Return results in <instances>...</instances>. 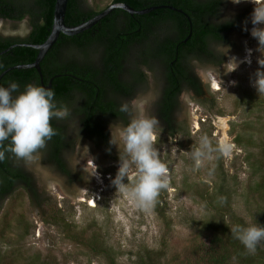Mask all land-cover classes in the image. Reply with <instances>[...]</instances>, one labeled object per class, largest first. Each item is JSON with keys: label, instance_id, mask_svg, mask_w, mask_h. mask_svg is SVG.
<instances>
[{"label": "rangeland", "instance_id": "rangeland-1", "mask_svg": "<svg viewBox=\"0 0 264 264\" xmlns=\"http://www.w3.org/2000/svg\"><path fill=\"white\" fill-rule=\"evenodd\" d=\"M112 2L86 0L92 9H104ZM253 8L246 0L240 4L227 0L223 10L224 18L241 20L240 29L230 34L229 56L243 59L245 49H252L251 64L241 63L228 74L223 65L216 68L218 72L196 66L208 70L207 76L199 77L214 89L217 84V90L210 88L195 99L187 94L173 119V134L160 122L154 147L168 169V186L158 192L152 207H139L130 191H117L111 183L119 167L117 149L118 159H113L81 141L64 157L67 173L42 156L40 172H35V164L23 162L45 201L35 205L22 188L5 199L0 210V264H138L148 253L159 264H177L206 233L204 227L211 220L231 223L229 233L240 223L258 226L264 210V192L259 188L264 179V95L257 94L250 79L264 53L256 51L257 41L250 35ZM246 21L249 31L244 30ZM28 29L27 23L0 20L3 36H25ZM148 91L158 96L153 81ZM156 101L147 108L149 116L155 115ZM72 126L69 134L75 135ZM204 136L212 151L194 169L191 151ZM222 139L230 145L227 155L218 151ZM130 172L132 180H124L129 190L136 169Z\"/></svg>", "mask_w": 264, "mask_h": 264}, {"label": "trees", "instance_id": "trees-1", "mask_svg": "<svg viewBox=\"0 0 264 264\" xmlns=\"http://www.w3.org/2000/svg\"><path fill=\"white\" fill-rule=\"evenodd\" d=\"M113 3L127 4L136 11L155 6H170L176 10L161 8L145 15L114 10L80 35L59 36L41 62L44 85L33 69L12 70L0 81V86L4 87L16 82L19 92L27 84L48 87L52 82L50 89L55 93L58 106H67L70 115L51 121L56 135L46 142L40 153L44 159L48 156L45 159L48 164H57L62 173L67 171L60 155H67L68 148L73 151V147L66 144L65 129L69 120L75 122L83 114L95 116L100 129L104 127L103 137L107 136V124L126 125L128 117L119 112V105L149 89L147 71L162 80L158 81L161 93L156 101L160 105L157 112L161 123L170 127L173 134V119L182 108L181 92L193 93L196 97L204 94L196 66L210 69L222 66L225 56L216 51V45L221 42L230 45V34L240 29L239 17L221 22L227 0H113ZM54 4L55 0H0V19L14 23L27 19L29 26V33L25 36L0 35V74L35 60L36 50L15 45H38L47 39ZM109 6L92 9L86 0H69L66 24L71 27L83 24ZM12 46L15 47L6 51ZM193 59L198 63L193 64ZM85 120L90 119L81 122ZM23 162L11 153H5V159L0 161V210L5 199L17 188L26 191L35 205H42L45 201L40 199L41 194L33 186ZM259 188L264 192V179ZM227 216L235 225L236 220L229 213ZM257 222L258 226H264V210ZM230 224L223 219L207 222L206 233L197 238L198 243L191 245L189 253L177 264H258L257 261H264V241L260 242L261 246L257 245L255 254L250 253L233 233H229ZM151 258L148 253L139 259L138 264H159Z\"/></svg>", "mask_w": 264, "mask_h": 264}, {"label": "clouds", "instance_id": "clouds-1", "mask_svg": "<svg viewBox=\"0 0 264 264\" xmlns=\"http://www.w3.org/2000/svg\"><path fill=\"white\" fill-rule=\"evenodd\" d=\"M233 4H240L242 0H231ZM254 4L250 14L252 28L250 35L257 41L256 51L264 53V3L258 0H246ZM227 17L223 21H227ZM245 31H249L246 27ZM216 51L221 56H228L227 62H223L225 74L236 71L241 63L251 64L252 49L246 48V56L239 59L235 55L229 56L230 45L222 42L216 45ZM193 64L198 63L195 59ZM259 67L254 73V79H250L251 86L258 95H264V55L257 59ZM217 71L218 69H213ZM198 76L208 75V70L197 69ZM231 83L235 84V81ZM16 82H11L7 87L0 86V161L5 159V153H11L17 160H22L25 166L36 165L35 172L42 171L39 152L46 142L56 135L51 121L53 119H65L70 115L67 106H58L55 93L52 89L43 86L27 84L22 92L18 91ZM217 88H215V91ZM14 93H18L14 95ZM186 92H181L180 99H186ZM157 95L151 91L137 94L130 100L121 102L119 112L129 117L126 125L114 126L110 124V147L115 146L119 157V167L111 183L117 191H130L137 205L145 210L152 207L158 192L168 186V169L160 160L154 147L157 130L161 127L157 116H149L147 108L154 103ZM7 142V143H5ZM212 151L206 136L201 137L199 146L191 151L194 169H199L202 160ZM218 151L227 155L230 145L222 139ZM136 169L135 184L130 190L124 180H132L130 168ZM32 170V169H30ZM96 174V169L95 173ZM231 232L234 237L250 252L256 250L257 245L264 241V226L236 225Z\"/></svg>", "mask_w": 264, "mask_h": 264}, {"label": "water", "instance_id": "water-1", "mask_svg": "<svg viewBox=\"0 0 264 264\" xmlns=\"http://www.w3.org/2000/svg\"><path fill=\"white\" fill-rule=\"evenodd\" d=\"M68 1L69 0H55L51 31H50V34L47 37V39L42 44H38V45H29V44L15 45V46L30 47V48L36 50L38 53H37L35 60L28 65H19V66H15V67H12V68L5 70L4 72H2L0 74V81L8 72H10L12 70L33 69V70H36L38 72V74L40 76L41 84L44 85L43 75H42V71H41V62L43 61L45 56L48 54V52L52 49V47L55 45V43L59 39V36L61 34L68 36V37L80 35L86 31L90 30L91 28H93L95 25H97L99 22H101L104 18H106L108 15H110L111 12L114 10L120 9V10L127 12L130 15H145V14H149L150 12H152L156 9H161V8H168L171 10H176L170 6H155V7L149 8V9L136 11L133 8H131L130 6H128L127 4L113 3L107 9H105L103 12H101L97 16L93 17L92 19L88 20L87 22L80 24L78 26H75V27H71V26H68L66 24V21H65ZM179 12H181V11H179ZM15 46L8 48L6 51L13 49ZM5 52H3V53H5ZM46 88H51V86H48Z\"/></svg>", "mask_w": 264, "mask_h": 264}, {"label": "flooded vegetation", "instance_id": "flooded-vegetation-1", "mask_svg": "<svg viewBox=\"0 0 264 264\" xmlns=\"http://www.w3.org/2000/svg\"><path fill=\"white\" fill-rule=\"evenodd\" d=\"M0 20L4 21L2 19H0ZM19 23H27L28 24V21H27V19H25V20H22ZM28 33H29V30H28ZM28 33L26 35H28ZM3 37H10V36H5L4 35ZM208 69H210V68H208ZM41 70H42V68H41ZM150 75H152V77ZM146 77H147V80H148V88L151 87V81H153L155 83V85H157V90H158L157 91V93H158L157 101H158V99L160 97L159 92L161 93V84L158 83V81H162V80L159 77H157V75H155V73H151L149 71L146 72ZM199 79L201 81V84H202V87H203V91H204V94L202 96H205L206 92L209 91L210 88H212V90H215L212 87V84H211V82L209 80H207V82H206V81H203L202 78H200V77H199ZM48 86L52 87V82H49ZM205 86H206V89H205ZM187 94H188L189 97H192L193 99L202 97V96L196 97L193 93H187ZM179 101H182L180 99V96H179ZM159 108H160V105H159V102H157L155 104L154 113H155V116L158 117V119H159V114H158L157 111H158ZM126 117H128V116L126 115ZM85 118H89L91 121L90 120L89 121L85 120L86 122H83V121L81 122V120H83ZM128 120H129V117H128ZM159 121L161 122V120H159ZM202 122H204V121H202ZM67 125L68 126L65 129L66 144L69 147L72 146L74 152L77 149V143H79L81 141H85V142L87 141L90 144H92L93 146H95L99 150V152L103 153L104 155L108 156L109 158L118 159L117 156H116V154H117L116 153V148L114 146H111V152L107 151V149L110 147V145L108 143V141L110 139V129H109L110 124H107L106 128H105L106 135H107L106 137H103L104 127H103V130L100 129L99 125L97 124V122L95 120V116H93V117L92 116H88L87 117L86 114L79 115L75 122L69 120ZM71 125H73L72 127L74 129H76L75 135H70L69 134V131L72 129V128H70ZM113 125L117 126L118 124L113 123ZM68 150L71 151L70 148H68ZM65 152H66V150H65ZM39 155L42 156V160L45 162V159L48 156H46V158L44 159L42 152L41 153L39 152ZM65 155H66V153H63V154L60 155V157L64 158ZM63 161H64V159H61V162H63ZM52 166H54L55 168H58L57 164L52 163ZM59 170H62V169L59 168Z\"/></svg>", "mask_w": 264, "mask_h": 264}, {"label": "bare ground", "instance_id": "bare-ground-1", "mask_svg": "<svg viewBox=\"0 0 264 264\" xmlns=\"http://www.w3.org/2000/svg\"><path fill=\"white\" fill-rule=\"evenodd\" d=\"M215 88H218V85H217V84L215 85ZM224 122H225V121H224ZM224 122H223V124H225Z\"/></svg>", "mask_w": 264, "mask_h": 264}]
</instances>
